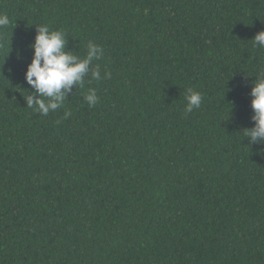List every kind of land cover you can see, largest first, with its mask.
Here are the masks:
<instances>
[{"label":"trees","instance_id":"obj_1","mask_svg":"<svg viewBox=\"0 0 264 264\" xmlns=\"http://www.w3.org/2000/svg\"><path fill=\"white\" fill-rule=\"evenodd\" d=\"M0 14V264H264V145L243 133L264 0H0ZM42 24L81 57L103 46L93 67L111 73L48 116L24 98Z\"/></svg>","mask_w":264,"mask_h":264},{"label":"clouds","instance_id":"obj_2","mask_svg":"<svg viewBox=\"0 0 264 264\" xmlns=\"http://www.w3.org/2000/svg\"><path fill=\"white\" fill-rule=\"evenodd\" d=\"M9 23V17L0 14V28ZM252 41L255 46L264 49V31L257 33ZM29 47L33 50V57L27 67L25 79L33 91L24 98L27 107L34 108L42 116H48L61 108L74 86H84L86 77L96 81L111 78L108 71L101 74L98 64L93 67V62L103 56V46L89 41L86 52L81 57L74 49L68 50V34L63 29H52L47 24L39 25L35 41ZM255 77L257 79L251 82L250 92L253 109L251 120L254 126L243 131L251 146L264 145V70ZM85 100L89 107L95 106L99 100L96 89L90 88ZM185 100V112L191 113L201 106L203 97L201 93L188 89ZM64 116H71V112L65 111ZM259 151L264 155V148Z\"/></svg>","mask_w":264,"mask_h":264}]
</instances>
